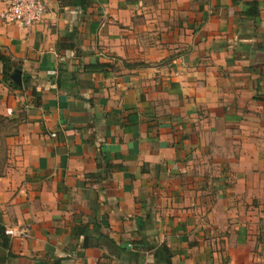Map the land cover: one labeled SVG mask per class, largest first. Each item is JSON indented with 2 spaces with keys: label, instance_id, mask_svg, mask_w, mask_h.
<instances>
[{
  "label": "crops",
  "instance_id": "0c3cea01",
  "mask_svg": "<svg viewBox=\"0 0 264 264\" xmlns=\"http://www.w3.org/2000/svg\"><path fill=\"white\" fill-rule=\"evenodd\" d=\"M44 1L0 23V264H262L264 0Z\"/></svg>",
  "mask_w": 264,
  "mask_h": 264
},
{
  "label": "built area",
  "instance_id": "2783aa9c",
  "mask_svg": "<svg viewBox=\"0 0 264 264\" xmlns=\"http://www.w3.org/2000/svg\"><path fill=\"white\" fill-rule=\"evenodd\" d=\"M45 11L44 0H4V6L0 11V23L17 24L20 27H30L39 22ZM9 236H26L27 230L6 229Z\"/></svg>",
  "mask_w": 264,
  "mask_h": 264
},
{
  "label": "rangeland",
  "instance_id": "374dc122",
  "mask_svg": "<svg viewBox=\"0 0 264 264\" xmlns=\"http://www.w3.org/2000/svg\"><path fill=\"white\" fill-rule=\"evenodd\" d=\"M14 128H15L14 121L11 122L8 120L0 121V174L4 172V168L7 164V159H8V147L6 141L7 138L10 136L9 134L14 132ZM257 254H259V257H261L260 263L264 264V249L262 250V253L257 252Z\"/></svg>",
  "mask_w": 264,
  "mask_h": 264
},
{
  "label": "trees",
  "instance_id": "16d2710c",
  "mask_svg": "<svg viewBox=\"0 0 264 264\" xmlns=\"http://www.w3.org/2000/svg\"><path fill=\"white\" fill-rule=\"evenodd\" d=\"M65 2V0H64ZM66 3L69 4V5H73V6H76V7H80L81 9H85L87 6H90L91 3H92V0H66ZM1 120H8V121H13L11 119H9L8 117L6 116H3V115H0V121ZM16 128V126H15ZM15 128H14V131H15ZM14 132L10 133L9 135L11 136ZM2 174V173H1ZM0 174V175H1ZM8 229V228H4L1 224H0V245L6 249L9 248V235H7L5 233V230Z\"/></svg>",
  "mask_w": 264,
  "mask_h": 264
}]
</instances>
